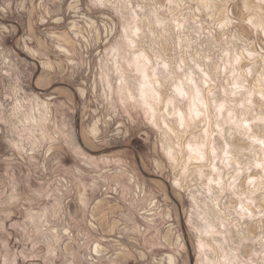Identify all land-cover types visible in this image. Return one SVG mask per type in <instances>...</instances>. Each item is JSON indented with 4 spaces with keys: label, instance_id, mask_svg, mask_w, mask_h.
I'll list each match as a JSON object with an SVG mask.
<instances>
[{
    "label": "rangeland",
    "instance_id": "374dc122",
    "mask_svg": "<svg viewBox=\"0 0 264 264\" xmlns=\"http://www.w3.org/2000/svg\"><path fill=\"white\" fill-rule=\"evenodd\" d=\"M0 264H264V0H0Z\"/></svg>",
    "mask_w": 264,
    "mask_h": 264
},
{
    "label": "bare ground",
    "instance_id": "6f19581e",
    "mask_svg": "<svg viewBox=\"0 0 264 264\" xmlns=\"http://www.w3.org/2000/svg\"><path fill=\"white\" fill-rule=\"evenodd\" d=\"M144 81H145V80H144ZM144 81H143V82H144ZM145 86L147 87L148 85L145 84ZM147 88H148V87H147ZM146 91H147V90H146ZM144 92H145V91H144ZM148 92H150V91L148 90ZM141 94L143 95V92H142V91H141ZM146 95H147V93H146ZM144 97H145V94H144Z\"/></svg>",
    "mask_w": 264,
    "mask_h": 264
}]
</instances>
